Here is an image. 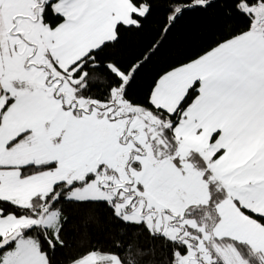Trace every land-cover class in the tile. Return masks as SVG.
<instances>
[{
	"label": "snow or ice",
	"instance_id": "snow-or-ice-1",
	"mask_svg": "<svg viewBox=\"0 0 264 264\" xmlns=\"http://www.w3.org/2000/svg\"><path fill=\"white\" fill-rule=\"evenodd\" d=\"M0 264H264V0H0Z\"/></svg>",
	"mask_w": 264,
	"mask_h": 264
},
{
	"label": "trees",
	"instance_id": "trees-1",
	"mask_svg": "<svg viewBox=\"0 0 264 264\" xmlns=\"http://www.w3.org/2000/svg\"><path fill=\"white\" fill-rule=\"evenodd\" d=\"M160 21H161V14L156 13L152 17V19L146 24L144 32L126 37L121 45L122 54L127 58H131L138 51H140L144 44H146L149 40L154 38L156 28L158 27ZM202 26H203V21L201 17L197 15L187 16L184 19L179 20L176 24L175 29L173 30L174 37H170V43L166 49V52L171 53L174 56L175 53L177 52L178 47L181 46L182 41L190 33H192L193 30ZM166 59L167 57H162V61ZM159 67H160L159 63L150 66V69L147 70L141 78H139V81L135 86V90L137 93L142 92L147 80L151 78L152 73L158 70ZM76 236H77L76 229L70 225L68 230L69 239L71 240ZM93 239L100 240L103 242V236L101 235H96L93 237Z\"/></svg>",
	"mask_w": 264,
	"mask_h": 264
}]
</instances>
